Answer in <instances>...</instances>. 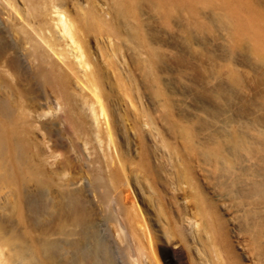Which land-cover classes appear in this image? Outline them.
Masks as SVG:
<instances>
[{"label": "bare ground", "instance_id": "bare-ground-1", "mask_svg": "<svg viewBox=\"0 0 264 264\" xmlns=\"http://www.w3.org/2000/svg\"><path fill=\"white\" fill-rule=\"evenodd\" d=\"M174 1L153 3L169 13ZM138 11L137 0H0V207L15 205L21 231L3 232L0 213V264H264V147L235 135L227 151H254L245 164L219 141L202 160L185 130L169 141V101L115 93L102 64L135 86L122 22L139 30ZM21 79L54 93L67 125L51 102H28Z\"/></svg>", "mask_w": 264, "mask_h": 264}, {"label": "rangeland", "instance_id": "rangeland-1", "mask_svg": "<svg viewBox=\"0 0 264 264\" xmlns=\"http://www.w3.org/2000/svg\"><path fill=\"white\" fill-rule=\"evenodd\" d=\"M188 1L175 0L166 13L153 0H137L139 30L131 29L125 20L122 22L124 38H128L123 52L126 65L132 66L137 78L135 86L113 84L118 72L113 71L114 64L107 65L111 62L109 58L103 68L107 66L111 76L115 75L112 86L121 102L139 99L152 107L164 101L171 103L168 119L172 135L167 136L171 143L180 145L181 132L185 130L194 156L206 160L205 151L215 148L214 143L219 141L223 143L220 149L223 154L245 164L254 151L239 153L227 149L231 148L235 135L238 138L249 135L247 141L252 149L264 147V0ZM0 25L4 26L1 18ZM136 36L144 40L150 55L136 51ZM93 45L105 50L107 40L93 38ZM17 54L31 72L25 51L18 48ZM148 60L154 64L153 74ZM28 80H20L30 96L27 101L38 102L42 108L51 102L60 115L61 127L67 125L64 109L57 105L55 94L42 83ZM14 206L10 200L6 201L0 213L4 219L2 231L9 230L8 234L17 238L21 231ZM233 214L237 218L230 221V226L243 221L242 209L234 210ZM237 248L241 251L240 246Z\"/></svg>", "mask_w": 264, "mask_h": 264}]
</instances>
